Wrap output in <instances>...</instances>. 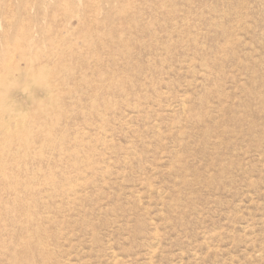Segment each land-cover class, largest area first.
<instances>
[{"label":"rangeland","instance_id":"obj_1","mask_svg":"<svg viewBox=\"0 0 264 264\" xmlns=\"http://www.w3.org/2000/svg\"><path fill=\"white\" fill-rule=\"evenodd\" d=\"M2 58L4 163L58 187L0 264H264V0H0Z\"/></svg>","mask_w":264,"mask_h":264},{"label":"bare ground","instance_id":"obj_2","mask_svg":"<svg viewBox=\"0 0 264 264\" xmlns=\"http://www.w3.org/2000/svg\"><path fill=\"white\" fill-rule=\"evenodd\" d=\"M5 48V47H4ZM5 56V55H3ZM8 57V56H7ZM4 58V57H3ZM2 58V59H3ZM13 75H15L16 77H14L15 81H17V79L24 77V78H33V75H31L30 73H28L27 71L19 68L17 65L13 64L12 61H8L4 63V59L3 62L0 59V107L2 106L3 103H6V96L7 94L5 93V90H8L9 88L6 86L7 83H10L9 79L11 77H13ZM8 85V84H7ZM15 85V84H14ZM13 85V86H14ZM25 91V89L23 90V92ZM27 91V90H26ZM31 92V91H28ZM25 93V92H24ZM20 94V93H19ZM28 96H31V93H27ZM21 95V94H20ZM19 96V95H18ZM17 96V97H18ZM33 96L35 97V95H32L31 98H33ZM18 99V98H17ZM47 100V99H46ZM51 100V99H50ZM51 101H55L54 99H52ZM51 103V102H50ZM55 104V103H54ZM45 109V108H44ZM46 110V109H45ZM37 112V111H36ZM44 112V110H43ZM20 113V112H19ZM33 113V112H32ZM9 114V113H7ZM34 114V113H33ZM41 114V113H40ZM43 114V113H42ZM41 114V115H42ZM38 115V112H37ZM9 118H18L19 119V115L18 113H14V110H11V113L8 115ZM44 116V115H43ZM31 117V116H30ZM29 117V119H30ZM39 118V116H37ZM37 117H33L34 119ZM28 119V117H26ZM37 118V119H38ZM27 119L25 121H27ZM18 121V120H17ZM31 121V120H30ZM35 120H33L34 122ZM9 122V121H8ZM31 121V124L33 123ZM36 122V121H35ZM16 123V122H15ZM25 122L23 121V124ZM28 124V123H26ZM25 124V125H26ZM29 124V125H31ZM17 125H19L21 128L20 129H12L11 126L9 124L4 125L3 122H1V118H0V147L5 146L6 144H8L9 142L12 141L11 138H16L14 137L16 132H20L22 128L20 123H17ZM18 127V126H16ZM24 127V126H23ZM51 127V126H50ZM54 127V126H52ZM25 128V127H24ZM29 128L31 129V127L29 126ZM33 129V128H32ZM35 130V129H34ZM47 130V129H45ZM30 131V130H29ZM53 130H51L52 132ZM50 132V133H51ZM22 134V133H21ZM29 134V132H28ZM31 134V131H30ZM48 134V133H47ZM52 134V133H51ZM50 134V135H51ZM24 135V133H23ZM53 135V134H52ZM51 135V136H52ZM21 136V135H19ZM18 136V137H19ZM27 136V134H26ZM32 136V135H29ZM50 136V137H51ZM25 137V136H24ZM33 138V137H32ZM18 139V138H16ZM15 139V141H16ZM30 139V138H29ZM28 139V140H29ZM33 140V139H32ZM32 140H30V144H32ZM48 140V139H47ZM54 140V139H53ZM14 141V140H13ZM51 141V140H50ZM25 142V140H24ZM34 142V141H33ZM14 143V142H13ZM25 145L27 144L24 143ZM78 144V143H77ZM29 145V144H28ZM9 146V144L7 145ZM10 147V146H9ZM7 147V148H9ZM17 147V146H16ZM20 147V146H19ZM26 147V146H25ZM11 148H13L11 146ZM23 148V147H22ZM62 148V147H61ZM78 148V146H77ZM5 149V148H4ZM29 149V148H28ZM12 150V149H11ZM65 150V149H63ZM8 151V150H7ZM27 151V150H26ZM25 151V152H26ZM3 151L0 150V246L5 245V246H12L15 248V244L14 242L17 241L20 237L17 235L18 232H20L21 236L22 233H29L31 230L34 231V234L38 237V241L35 243L36 245L38 244V248H42L44 243L42 242L43 239L41 238V234H40V222L36 221L35 219H33L32 221L30 220V218L28 216L25 217L24 212H27L28 214L30 213V209L29 206L31 204L34 203H39L41 200V197L43 195V193H45V190H40V189H36L39 184H49L55 188H57V183H56V176L54 177L53 174H47V176H43L41 177V181H35L36 175L38 174L39 170L37 172H27V170L25 172H23V175H20V171H19V166L17 165L18 169H16V171H14L15 173H11V170L13 168H11L10 172L9 169L7 168V165L4 163V161L6 159H4V155L2 153ZM12 152V151H11ZM14 152V151H13ZM21 152V151H20ZM24 152V151H22ZM24 152V153H25ZM33 152V151H32ZM9 153V152H8ZM7 153V155H8ZM19 153V152H18ZM16 152V155L18 154ZM64 153V152H63ZM62 153V154H63ZM66 153V152H65ZM68 153V152H67ZM66 153V154H67ZM73 153V152H72ZM15 154V152L13 153ZM12 154V155H13ZM23 154V153H22ZM76 154V153H75ZM11 155V156H12ZM24 155V154H23ZM26 155V153H25ZM59 155V154H58ZM19 156V155H17ZM60 156L63 155H59L57 156L58 158ZM10 157V156H9ZM16 157V156H15ZM75 157L72 156V158ZM6 158V157H5ZM20 158L22 159V155L20 156ZM66 158V157H65ZM68 158H70L68 156ZM14 159V158H13ZM18 159V158H17ZM24 159V157H23ZM11 160V159H10ZM9 160V162H11ZM25 160V159H24ZM8 161V159L6 160V162ZM23 161V160H22ZM21 161V162H22ZM31 161V160H30ZM58 161V159H57ZM60 161V158H59ZM8 162V163H9ZM13 162V161H12ZM20 162V161H19ZM18 162V163H19ZM26 162V161H25ZM17 163V164H18ZM14 167V164H10V166ZM16 165V164H15ZM24 168L21 167L20 170ZM15 169V168H14ZM25 170V169H23ZM32 170V169H30ZM29 171V170H28ZM22 173V172H21ZM51 173V172H50ZM63 175L65 173H62ZM39 176L41 175L38 174ZM43 175V174H42ZM66 175V174H65ZM64 175V176H65ZM67 177V176H66ZM65 177V178H66ZM35 181V182H34ZM50 193V192H49ZM63 194V193H62ZM18 210V213L20 212V216L21 219H17L15 216L17 215L15 213V210ZM2 222V223H1ZM8 222L10 225L6 223ZM10 230L12 233H10ZM5 235H7V238L5 239ZM23 238V237H22ZM23 240V239H22ZM41 240V241H39ZM26 242H22L21 245L22 248L24 250H26Z\"/></svg>","mask_w":264,"mask_h":264}]
</instances>
